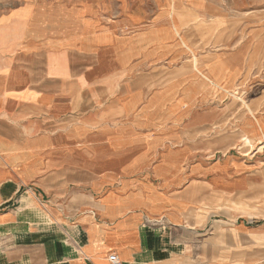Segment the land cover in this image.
I'll return each mask as SVG.
<instances>
[{"label":"crops","instance_id":"crops-1","mask_svg":"<svg viewBox=\"0 0 264 264\" xmlns=\"http://www.w3.org/2000/svg\"><path fill=\"white\" fill-rule=\"evenodd\" d=\"M150 1L0 0V264H223L225 240L239 249L247 226L203 206L241 163H185L173 91L141 97L175 38Z\"/></svg>","mask_w":264,"mask_h":264},{"label":"rangeland","instance_id":"rangeland-1","mask_svg":"<svg viewBox=\"0 0 264 264\" xmlns=\"http://www.w3.org/2000/svg\"><path fill=\"white\" fill-rule=\"evenodd\" d=\"M151 6L149 12L170 17L175 38L166 44L168 59L140 76L141 97L173 91L170 126L180 145L194 148L185 163H241L218 179L213 186L224 194L211 192L217 198L203 208L248 228L233 232L238 250L224 241L223 264H264V0H155ZM247 138L253 147L244 144Z\"/></svg>","mask_w":264,"mask_h":264},{"label":"built area","instance_id":"built-area-1","mask_svg":"<svg viewBox=\"0 0 264 264\" xmlns=\"http://www.w3.org/2000/svg\"><path fill=\"white\" fill-rule=\"evenodd\" d=\"M107 260L110 264H122L119 257L115 254L108 255Z\"/></svg>","mask_w":264,"mask_h":264},{"label":"bare ground","instance_id":"bare-ground-1","mask_svg":"<svg viewBox=\"0 0 264 264\" xmlns=\"http://www.w3.org/2000/svg\"><path fill=\"white\" fill-rule=\"evenodd\" d=\"M244 144L249 146L250 148L253 147V143L251 142V140L249 138H247L245 141H244Z\"/></svg>","mask_w":264,"mask_h":264}]
</instances>
